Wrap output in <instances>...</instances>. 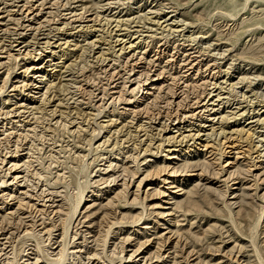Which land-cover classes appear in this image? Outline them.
I'll return each mask as SVG.
<instances>
[{"label":"rangeland","instance_id":"1","mask_svg":"<svg viewBox=\"0 0 264 264\" xmlns=\"http://www.w3.org/2000/svg\"><path fill=\"white\" fill-rule=\"evenodd\" d=\"M37 1L47 3L44 7L49 4L48 2H53L50 9L44 8L37 17L39 21L49 20L46 23L47 28H56L62 26L63 13L68 12L70 6L82 4L89 9V12L98 11L101 14V7L112 0H0V29L3 30V32L0 30V206L6 205L5 201H9L8 193L15 194L19 190H27L29 195L33 194L30 196L33 200L50 197L61 205L59 214L46 211L41 215L42 217L39 216L48 228L47 232L40 233L33 226L27 229L18 216L3 218L0 222V233L3 231L8 234L6 236H9L12 230L14 233L4 249L0 245V264H26V254L34 247L39 257L41 256L40 258L49 264H76L79 260L75 253H71L72 246L83 235H87V233L81 234L83 227L79 218L85 199L92 193L100 196L102 205H98L95 209L96 212L92 217L95 225L92 228L93 232L90 233L95 235L99 233L98 225L105 224L102 216L106 211L110 214L108 218L111 220L102 233L107 237H103L95 247L102 251L104 264H122L120 259L126 256L124 248L127 245V236L136 238L138 235L122 234L119 229L134 223L141 225L142 222H148L153 218L147 208L149 196L144 197L140 190L151 185L148 181L155 182L154 186L160 184L158 178L164 177L162 173L165 169L166 152L160 153L162 146L157 144L161 142L160 128L166 122V117L157 112L158 109H165L164 104L170 99L173 89L171 86H165L153 99H149L150 102L147 100L148 105L144 106V111L154 123H145L143 122L145 119L136 122L132 119V115L123 113L122 98L112 100L111 75L103 70V58L98 55L96 44L87 43L91 38L85 41V36L82 35L76 37L79 44L77 48L64 45L63 59H60L59 66L55 68V74L46 77L41 85L42 89L38 93L30 92L26 83L32 81L34 77L32 73L24 70L30 60L21 56L17 58L18 55L14 54L13 47L7 43L6 36L10 35L8 31L16 27V21L13 20L16 15L12 16L10 13L14 12L8 10H16V5L24 3L36 4ZM3 2L7 4L6 7H3ZM121 2L119 8L123 18L138 14L142 20L145 12L147 13L153 5L160 11L174 10L179 19H186L195 30L207 36L209 43L203 44H209L218 52L226 49L229 55L225 68L231 74L241 75L240 72L247 70L246 75L258 83L259 88L255 89L256 95L252 96L251 102H243L244 109L247 108L249 114L241 116L238 111L235 115L231 113L234 110L225 108L223 111L225 117L215 125L216 130L219 125L226 133L230 129L240 128L245 125L251 113L254 114L264 105V0H122ZM44 10L50 12L45 14ZM112 13L113 11L111 15ZM106 29L107 27L104 33L105 38L108 39L109 33ZM172 40L173 38L168 35L164 38L166 43ZM155 42L156 40L149 44L154 48ZM7 53H13L15 56H8ZM151 53L152 51L149 55ZM114 54L113 49H110L103 55L115 60V67L122 76L120 80L122 97L133 100L135 96L141 94V90L127 91L130 85L128 80L133 78V75L126 60ZM141 80H144L143 76ZM80 82L89 86L88 91L83 93V98L78 96L81 94L76 89ZM134 86L136 85L133 84L130 88ZM244 89L245 87L231 88L230 93H234V95L230 94L231 99L237 102L244 100L246 95ZM201 90L198 89L197 93ZM194 94L192 93V96H195ZM27 97L33 98L31 103L25 100L28 99ZM19 105L21 106L18 107ZM17 119L19 121H16ZM143 132L146 134L145 137L141 135ZM240 136L244 138L246 133H239ZM141 138L147 140H140ZM149 141L152 145L151 149L143 156L142 153L139 155L144 142ZM214 141L217 145L216 159L212 161L213 163L207 162V156H201L190 161V166L179 167L182 171L200 170L204 179L202 182L208 180L213 183H208L207 187L201 184H192L188 187L189 200H184L179 207L177 231L181 235L186 252L189 251V255L192 253L196 256L194 264H226L219 256L223 254L229 257L230 252L237 264L245 261L251 264H264V160L259 161L256 157V153L252 151L253 143L248 138H241V146L250 153L239 158L232 172L227 174L224 164L226 155L229 154L224 152L226 145L221 143L222 134L215 135ZM17 154L21 156L16 158ZM148 159L153 163L148 166V169H151L149 176L151 179L142 186L141 184L136 186ZM13 167L23 175V183L19 185L11 182ZM114 179L117 181L115 182ZM234 180L241 184V189L238 191L235 203H231L229 199ZM136 188V194L130 195L129 191ZM111 189L113 192H106ZM115 191L119 195L116 193L117 195L112 199L113 204L105 207L104 203L114 195ZM3 192L7 193L6 197L1 195ZM26 229L30 231L28 235L25 233L23 235ZM54 232L58 233L55 235ZM137 239L141 241L143 237L139 235ZM54 241L60 245V250L57 252L52 251L55 246ZM91 248L89 251L93 252L94 247Z\"/></svg>","mask_w":264,"mask_h":264},{"label":"bare ground","instance_id":"2","mask_svg":"<svg viewBox=\"0 0 264 264\" xmlns=\"http://www.w3.org/2000/svg\"><path fill=\"white\" fill-rule=\"evenodd\" d=\"M121 1L122 0H112L106 3L100 9L101 14H99L98 11L89 12V9L82 4L72 5L68 8V12L63 13L64 16H62V18L64 21L61 22L62 26L56 28H47L48 24L46 23L49 20L44 21L46 19L43 18V21H39L37 17L41 14L44 8L50 9L53 2H48L49 4L46 7H44V5L47 3L43 1H37L36 4L24 3L22 5H16V10H8L9 12H14L13 14L10 13L12 16L16 15L13 17V20L16 21V27L12 26L14 28L8 31L10 35L6 36L8 37L7 43L10 45V47H13L12 50L15 52L13 53L18 55L17 58L21 56L30 60L24 70L28 73H32L34 79H30L32 81L27 82L26 86L30 89V92L32 91L34 93H38L42 89L41 85L46 77L55 74V68L59 66V62L61 61L60 59L63 56L64 45H72V48H77L79 45L77 43L78 40H76L77 36L84 35L85 41L90 37L91 40L87 41V43L90 42L92 44H96V47L98 48L97 53L103 58V70L111 75L110 83L112 91L110 92L112 100H119L122 98V103L124 104V106H122L123 113L130 116L132 115V119L136 120V122L143 121V119H145L143 121L145 123L153 122L149 120L150 117L146 115L147 113L144 111V106L148 105L147 102L149 99H153L155 94L161 88L165 86H171L173 91L171 92L170 99L164 104L165 106L163 108L165 109H158L159 111L157 112L166 117V122H164V125H161L159 122V125L162 126V128H160L162 139L160 140L161 142L157 144L162 146L160 153L162 151L166 152L164 155L165 169L162 173L164 177L158 178V181L160 180V184H156V187L153 185L155 182L148 181L151 179L149 177L151 175V169H148V166L153 164L150 163L152 160L148 159L145 161L146 165L141 172L142 176L136 185L139 186V184H141L142 186V184H144L146 181H148V184L152 185L147 186L145 189L141 188L140 192L144 197L149 196L147 208L153 218L148 222H142L141 225L134 223V225H125L119 229L120 233L122 234L124 233L128 235V233H134L135 236L140 235L143 237V240L139 241L137 239L138 236L136 238L132 237L131 235V237L127 236V245L124 248L126 256L121 257L120 260L122 264H194L196 256L192 255V253L189 255V251L186 252L184 244L181 240V235L177 231L178 214L180 211L179 207H181V204L184 200H189L188 187L190 185L201 184L206 186L212 181L208 182L207 180L202 182L204 179L200 170L184 169L182 171L179 169V167H188L190 166V161L201 156H207V162L213 163V160L216 159L215 154L217 145V142L214 141V136H220V134L223 136V141H221V143L226 145L224 152L229 154L228 156L226 155L227 159L225 160L224 164L226 166L225 170L227 174L232 172L239 158L244 157L246 153H250L249 150L244 149L241 146V138H248L251 143H253L252 151L256 153V157L259 159V161L264 160V105L257 109L254 114L251 113L245 125H242L240 128L230 129L226 133L221 125H219L218 130H216L217 126H215L224 119L225 114L223 111L225 108L234 110L231 111V113L235 115L238 114V111L241 116L249 114L247 108L244 109L245 105H243V102H251V99L253 98L252 96L256 95L255 89L259 88V86L258 83H255L250 76L246 75V73H248L247 70L240 72L241 75L231 74L227 68H225V64L228 61L227 58L229 55L226 52V49L218 52L214 51V48H212L209 44H203L208 42L207 36L201 32H198V30H195V28L191 26L190 22L186 19H179L174 10L161 9L160 11L153 5L148 9V11L146 10L147 13L145 12L144 18H142V20L141 17L139 18L138 14L123 18L119 8L122 3ZM6 6L7 4L4 3L3 7ZM112 11L113 13L111 15ZM49 12L50 11H46L45 14ZM109 15L110 17H108ZM106 27V30L109 33L108 37L110 39L105 38L106 35L104 30ZM1 31L3 32V30ZM167 35L173 38L172 42L166 43L164 41V38ZM154 40H156V44L153 48V45L149 44V42H153ZM110 49H113L114 53L116 54H114V56H118L126 60L129 70L133 75V78L131 77V79L128 80L130 85L127 87V91L134 92L136 90H141V94L135 96L133 100L122 97V81H120L122 76L115 67V60L114 58L104 57L103 55ZM151 51L152 53L149 55V52ZM13 53L7 54L8 56H15ZM5 58L7 59V57ZM142 76L144 80H141ZM80 84L76 89L78 93L81 94L78 96L83 98V93L88 91L87 88L89 86H86L81 82ZM133 84L136 86L130 88ZM233 87H245L244 90L246 95L244 100L237 102L231 99L230 94L232 93H230V91ZM32 88L34 90H32ZM200 88L202 90L197 93V90H200ZM27 92L28 91H26V93ZM192 93H195V96H192ZM232 95H234V93ZM32 99L33 98H28L25 100H28L31 103ZM39 101L40 100H38V102ZM20 106L21 105L18 107ZM20 111L22 112V110ZM19 120L17 119L16 121ZM239 133H246V136L244 138L241 136L239 137ZM141 135H144V137L146 136L144 132ZM140 140L146 141L147 139L141 138ZM151 147L152 145L150 141L144 142V147H141L139 150V155L142 153L141 155L143 156V154H145L146 151H149ZM20 156L21 155L17 154L16 158H19ZM11 173H13L11 182H13L15 185L21 184L23 181V175L20 174V171H17L16 167H13L11 169ZM152 175L154 174L152 173ZM116 181L117 180H115V182ZM123 181H121L122 185ZM233 184L234 186L232 187L231 197L229 199V202L231 203H235L238 196V191L241 189V184L239 185L238 181L234 180ZM27 189L29 188L27 187ZM135 190H137V188L129 191V194H136ZM106 192L111 193L113 190H107ZM116 193L118 194V192L115 191L114 195L107 199V201L104 203L105 207L111 206L112 199L115 195H117ZM1 195L5 196L7 193L3 192ZM32 195H29L27 190H19L15 194L8 193V196L10 197L9 201H5L6 205L0 206V222L3 220V218H12L14 216H18V218H20L25 224L27 229L28 227H36L40 233L47 232L48 228H46L42 218L39 216H41L46 211L57 215L60 212L61 205L56 200H54V198L51 199L50 197H44L40 200H33V198L30 197ZM38 196L39 195H37V197ZM98 196L99 195L96 193L88 195V197L85 199L83 210L80 212L79 219L81 226L83 227V229H81V234L87 233V235H83L81 239L73 243V250L71 253H75V256L79 260L76 264H104V258H102L101 255L102 251L97 250L95 246L97 242H101L100 240H102L103 237H107V235L102 234L105 230L104 227H107L111 223L110 218H108L110 214L107 211L102 216V221L105 224L103 223L104 225H102L99 223V227L97 226L99 228L97 232L99 233H97V235L90 233L93 232L92 228L95 225V222L92 218L96 212L95 209L98 205H102V199H100V196L98 198ZM113 211H115V209ZM134 226H137V228H134ZM27 229L24 230L23 235L24 233L28 235L30 230ZM12 231H10L9 236H6L7 233L5 234L3 231L0 233V245L3 246V249L4 246L9 243V239L13 237L14 232ZM56 233L58 232H54L55 235ZM57 236H59V234H57ZM54 244L55 246L53 247L52 251H59V243L54 241ZM91 247H94L93 252L89 251V248ZM30 249L31 251L26 254V264H49L43 261L42 258H40L41 256L39 257V255L34 250L35 247L34 249ZM219 258H221V261L226 264H237L234 262L231 252L229 257L222 254L219 256ZM242 264L251 263L249 261H245L244 263L242 262Z\"/></svg>","mask_w":264,"mask_h":264}]
</instances>
